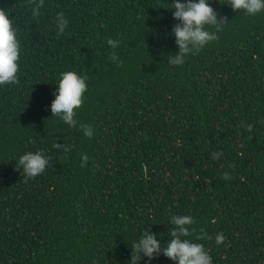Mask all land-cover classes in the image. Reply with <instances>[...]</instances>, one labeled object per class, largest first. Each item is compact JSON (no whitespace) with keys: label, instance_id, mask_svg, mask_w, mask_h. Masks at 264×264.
I'll return each instance as SVG.
<instances>
[{"label":"trees","instance_id":"16d2710c","mask_svg":"<svg viewBox=\"0 0 264 264\" xmlns=\"http://www.w3.org/2000/svg\"><path fill=\"white\" fill-rule=\"evenodd\" d=\"M37 2L0 0L20 42L19 82L0 86V264H127L145 227L166 246L182 214L213 264H264V13L209 0L223 31L173 66L172 0ZM66 72L87 77L75 118L91 138L50 116ZM24 152L51 160L27 183Z\"/></svg>","mask_w":264,"mask_h":264},{"label":"clouds","instance_id":"9594fccd","mask_svg":"<svg viewBox=\"0 0 264 264\" xmlns=\"http://www.w3.org/2000/svg\"><path fill=\"white\" fill-rule=\"evenodd\" d=\"M45 0H38L33 5V15H38L44 6ZM221 4H228L234 11H243L248 16H256L264 13V0H220ZM174 9L173 17L178 21L171 29L170 35L174 36L178 51L166 55L167 62L173 66L182 65L189 55L195 54L204 49L210 42L218 38L223 31L225 19L220 17L209 0H172L171 7ZM70 22L60 12L55 17L57 39L68 34ZM107 45L111 49L119 46V41L108 39ZM113 63L119 64V58L115 52L108 57ZM19 59L20 42L17 37V29L8 10L0 8V86L11 85L19 82ZM58 90L55 93V100L51 105V117L67 125L69 128H79L83 135L91 138L94 129L91 125L79 123L76 117V110L84 101V94L87 91V77L75 72H66L61 75ZM59 150L62 145H56ZM69 151L70 148H64ZM222 153L213 152L212 158L218 159ZM16 167L21 170L25 182L35 180L44 175L51 166L50 158L44 152H24L19 155ZM87 162L88 157H82ZM172 226L169 231L166 246L157 239V233L145 227L144 232L130 245L132 254L127 264H141L147 258L146 264H151L161 253L170 258L176 264H213V260L205 246L197 243L190 237L196 230L190 226L195 221L191 215H173L169 220ZM206 232L196 236V240L211 239ZM225 240L222 233L215 236V242L220 245ZM195 241V242H194Z\"/></svg>","mask_w":264,"mask_h":264}]
</instances>
